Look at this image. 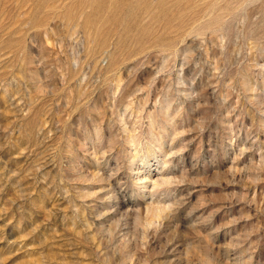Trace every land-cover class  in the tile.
<instances>
[{
    "label": "rangeland",
    "instance_id": "1",
    "mask_svg": "<svg viewBox=\"0 0 264 264\" xmlns=\"http://www.w3.org/2000/svg\"><path fill=\"white\" fill-rule=\"evenodd\" d=\"M0 264H264V0H0Z\"/></svg>",
    "mask_w": 264,
    "mask_h": 264
}]
</instances>
